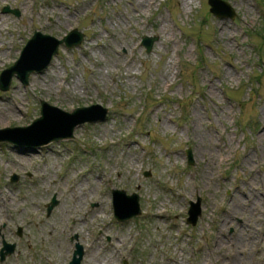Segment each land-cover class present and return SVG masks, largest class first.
I'll return each mask as SVG.
<instances>
[{
  "label": "rangeland",
  "instance_id": "374dc122",
  "mask_svg": "<svg viewBox=\"0 0 264 264\" xmlns=\"http://www.w3.org/2000/svg\"><path fill=\"white\" fill-rule=\"evenodd\" d=\"M224 1L235 17L209 0H0V74L36 30L84 33L27 84L15 74L0 88V129L30 125L41 100L108 110L74 137L0 141V256L15 244L0 264H68L77 242L81 264H232L240 236L244 264H264V0ZM115 189L138 193L142 213L118 221Z\"/></svg>",
  "mask_w": 264,
  "mask_h": 264
},
{
  "label": "water",
  "instance_id": "95a60500",
  "mask_svg": "<svg viewBox=\"0 0 264 264\" xmlns=\"http://www.w3.org/2000/svg\"><path fill=\"white\" fill-rule=\"evenodd\" d=\"M212 6V11L222 17H235L236 13L224 0H209ZM227 8L229 11H226ZM5 11H12L20 14L17 9L5 7ZM157 38L145 37L143 44H146L148 51H151L153 42ZM84 40V33L78 28L73 29L63 38L59 39L51 34H46L40 30H36L33 36L28 40L23 48L19 59L10 67L3 70L0 75V88L8 89L11 85L12 77L16 74L17 78L25 84L29 82V76L32 72L45 70L52 62L55 55L59 52V47L65 43L68 47L79 45ZM36 53V54H35ZM31 56H35L33 62L27 61ZM32 62V63H31ZM41 115L34 119L32 124L27 126L7 127L0 129V141H12L17 144H36L41 146L48 144L53 140H61L64 138L74 137L75 128L86 122L104 120L107 117V108L100 104H92L90 106L77 107L73 111H66L58 106L52 105L46 100H41ZM79 112V117L68 123L60 120V114L73 115ZM27 129H33L29 134L23 133ZM7 133V134H6ZM26 134V135H25ZM3 137V138H2ZM32 137V138H31ZM24 138H27L25 141ZM31 138V139H28ZM22 139V140H21ZM33 141V142H27ZM35 142V143H34ZM37 142V143H36ZM190 153V152H189ZM189 163H192V156L189 154ZM18 177H16L17 179ZM114 193V213L118 221H125L132 217L139 216L142 213L140 206L139 195L136 192L128 194L124 189H115ZM127 200V201H125ZM58 203L54 197L51 203L48 204L50 212ZM128 206L126 212L124 207ZM202 213L201 198L198 197L197 202L191 201L188 211V222L196 224L199 216ZM2 226L0 227L1 234ZM10 247V249H8ZM15 244L4 242V247L1 250V260H4L7 254L14 251ZM84 250L80 243L76 244L73 259L69 264H81Z\"/></svg>",
  "mask_w": 264,
  "mask_h": 264
},
{
  "label": "bare ground",
  "instance_id": "6f19581e",
  "mask_svg": "<svg viewBox=\"0 0 264 264\" xmlns=\"http://www.w3.org/2000/svg\"><path fill=\"white\" fill-rule=\"evenodd\" d=\"M4 20H6L5 17L0 13V24H1V27L4 25V22H3ZM34 58H35V56H31L29 59H27V61H32L33 62ZM16 104L17 105H20V103H16ZM19 110L21 111L20 107H19ZM7 113L9 114L10 112L9 111H4V110H2L0 112V124L3 123V120L5 119V117H6L5 115ZM59 116H60V120L62 122L68 123L70 121H73V120L77 119L79 117V112H76L73 115L60 114ZM32 130L31 129H27V130L23 131V133L29 134ZM31 138H28V139H31ZM25 139L27 140V138H24V140ZM28 145H36V144H28ZM26 157H28V156L27 155H23V154L15 153L14 156H13V160L14 161H17L18 163H26L27 162V158ZM258 179H259L258 177H255V180H253V181L257 182ZM254 184L255 183L252 182L250 184V187H253ZM244 192L242 193V197H244V198L241 197L240 199H238L236 201L237 202V206L232 207L231 209H227V211H229L228 212L229 216H227V217H234L236 214H238L239 212H241V208L245 204V199L248 198L247 197L248 194L247 193H244ZM249 194H253V195L256 196V198H255V200H254V202L252 204L253 206H255L256 205V201H258V202L260 201V197H258L256 195L255 189L252 190V192H250ZM74 198L77 199V197H74ZM125 201H127V200H125ZM127 209H128V206L125 205L124 212H126ZM225 222H226V220L224 221V224H225ZM247 227H250V225H248ZM223 228H224V225H223ZM228 242H229V240H228ZM248 244H249V242L247 241V239L244 238V236H240V238L238 239V242H235L233 245L230 246V247L233 248V256L231 258H234L235 257V259H233L234 261L232 262V264H235V263H237V264H244V262H247V258H243V256L247 252V248H248L247 246H248ZM222 247L223 248H227V242H226L225 238L223 240L220 239V238L218 240H216L215 248L214 249L217 250V249L222 248ZM224 254L225 255H223L224 256L223 257V260H225L226 258H228V253H226V251L224 252ZM226 260H228V259H226Z\"/></svg>",
  "mask_w": 264,
  "mask_h": 264
}]
</instances>
